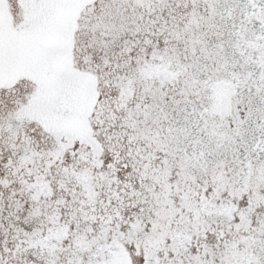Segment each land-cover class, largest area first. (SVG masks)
<instances>
[{
	"label": "snow or ice",
	"instance_id": "6c2138e0",
	"mask_svg": "<svg viewBox=\"0 0 264 264\" xmlns=\"http://www.w3.org/2000/svg\"><path fill=\"white\" fill-rule=\"evenodd\" d=\"M0 264H264V0H0Z\"/></svg>",
	"mask_w": 264,
	"mask_h": 264
}]
</instances>
